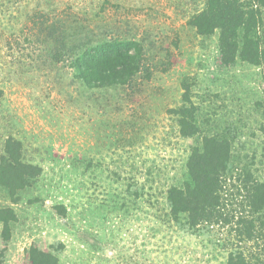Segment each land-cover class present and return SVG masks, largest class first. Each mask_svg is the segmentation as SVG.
I'll return each mask as SVG.
<instances>
[{
	"label": "rangeland",
	"instance_id": "374dc122",
	"mask_svg": "<svg viewBox=\"0 0 264 264\" xmlns=\"http://www.w3.org/2000/svg\"><path fill=\"white\" fill-rule=\"evenodd\" d=\"M240 1L257 62L192 24L209 0H0V264H264V5ZM115 40L147 69L88 83L79 54ZM220 162L235 221L193 226L170 191Z\"/></svg>",
	"mask_w": 264,
	"mask_h": 264
},
{
	"label": "trees",
	"instance_id": "16d2710c",
	"mask_svg": "<svg viewBox=\"0 0 264 264\" xmlns=\"http://www.w3.org/2000/svg\"><path fill=\"white\" fill-rule=\"evenodd\" d=\"M248 9L247 5H243L240 0H209L206 9L193 17L192 24L200 33H210L217 28L221 29L223 54L228 61L235 58L237 48L241 46L239 44L241 40L242 45L248 48L241 51V56L246 60L257 62L261 52L253 33L258 27L260 11ZM128 43L119 40L106 41L82 51L76 60V65L85 73L84 79L90 84L125 83L147 69V55L142 49L136 50ZM230 46L235 48L232 49ZM207 152L210 153L209 151L204 154L196 153L192 160H195L197 155L206 156ZM226 158L227 156L223 161ZM222 167L223 164L220 162L215 170L203 167L196 170L192 163L194 185L187 183L184 187H173L170 191L174 212H186L193 226L216 225L221 222L229 224L235 221L234 209L230 212L225 206H223L224 209L219 206L222 202L221 191L224 190L220 185ZM253 183H255V190L251 194L252 199L249 205L254 212H259L264 209V183L256 180ZM242 229L244 230L242 233L248 237L257 236L254 218L244 220ZM233 264H244V262L238 261Z\"/></svg>",
	"mask_w": 264,
	"mask_h": 264
}]
</instances>
